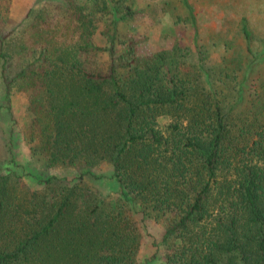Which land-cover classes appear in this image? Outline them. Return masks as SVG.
<instances>
[{
	"label": "trees",
	"instance_id": "trees-1",
	"mask_svg": "<svg viewBox=\"0 0 264 264\" xmlns=\"http://www.w3.org/2000/svg\"><path fill=\"white\" fill-rule=\"evenodd\" d=\"M130 1H55L77 24L68 43L41 9L27 38L0 31L4 95L25 94L47 171L32 187L0 159V264H145L149 218L167 264H264V45L242 17L222 64L180 43L143 57L121 28Z\"/></svg>",
	"mask_w": 264,
	"mask_h": 264
},
{
	"label": "rangeland",
	"instance_id": "rangeland-1",
	"mask_svg": "<svg viewBox=\"0 0 264 264\" xmlns=\"http://www.w3.org/2000/svg\"><path fill=\"white\" fill-rule=\"evenodd\" d=\"M55 1L63 0H0V18H3L5 8L8 13V23L0 21L1 33L5 34L8 30L9 34L10 29L14 28L12 37L20 38L24 33L23 37L27 38L28 30L32 28L30 24L41 9L44 19L38 26H55L59 31L60 43L65 36L67 43L72 41L77 24L71 13L53 6ZM130 3L133 15L122 23L121 28L129 37H133L137 54L143 57L180 43L193 48L197 45L205 47L209 54L207 62L222 64L221 55L227 54L230 60L241 52L243 43L239 34V20L242 17L247 18L252 30L253 47L260 49L264 45V0H131ZM96 24L95 33L101 26L100 23ZM92 25L78 26L77 30L91 31L94 28ZM261 67L264 68V59ZM25 106V94L13 90L5 97L0 80V159L5 161L1 169H12L21 174L28 185L38 187V179L47 171L38 164L39 160L34 162L32 143L24 137L27 121ZM87 180L104 191L116 190L114 179ZM141 227L143 235L138 257L145 264H167L163 258L164 248L159 244L163 226L149 218L143 221Z\"/></svg>",
	"mask_w": 264,
	"mask_h": 264
}]
</instances>
